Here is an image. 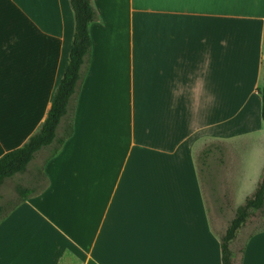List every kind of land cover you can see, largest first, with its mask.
<instances>
[{
	"label": "crops",
	"instance_id": "1",
	"mask_svg": "<svg viewBox=\"0 0 264 264\" xmlns=\"http://www.w3.org/2000/svg\"><path fill=\"white\" fill-rule=\"evenodd\" d=\"M91 4L72 137L36 155L43 187L0 220V264H221L194 152L222 143L240 185L255 151L262 175L264 0ZM73 29L68 0H0V157L43 124ZM235 239V264H264V231L238 263Z\"/></svg>",
	"mask_w": 264,
	"mask_h": 264
},
{
	"label": "trees",
	"instance_id": "2",
	"mask_svg": "<svg viewBox=\"0 0 264 264\" xmlns=\"http://www.w3.org/2000/svg\"><path fill=\"white\" fill-rule=\"evenodd\" d=\"M68 3L73 15L74 29L66 70L53 93L50 109L38 131L22 147L0 157V187L6 180L25 174L40 151L48 150V155L43 160L44 164L55 157L63 144L72 137L75 101L91 57L89 26L97 21L98 17L91 0H68ZM258 93L261 97V120L264 126V81ZM62 121H64L62 132L57 135V129ZM40 177L41 170L37 169L34 181H38ZM35 193L34 189L18 187L16 203L5 212L0 208V220ZM253 213L264 218V167L256 188L233 211L227 226L219 235L221 264H235L230 244L235 239L237 231ZM239 253L242 254L243 249Z\"/></svg>",
	"mask_w": 264,
	"mask_h": 264
},
{
	"label": "rangeland",
	"instance_id": "3",
	"mask_svg": "<svg viewBox=\"0 0 264 264\" xmlns=\"http://www.w3.org/2000/svg\"><path fill=\"white\" fill-rule=\"evenodd\" d=\"M244 140L246 145L251 144L249 138H244ZM254 145H256V142H254ZM219 147L220 149L212 152V147L204 142L196 147L194 152L199 182L205 194L209 225L217 235H220L224 231L233 215V211L244 202V197L248 196V193H252L257 179L261 175V169L257 171L256 159L253 155L255 151L247 153V176L241 181L240 185H237L235 182L238 181V174L241 169L237 168L239 165L236 163V160L232 164H229L228 153H226V147L222 143ZM44 156L46 155L44 154L37 158L25 174L6 180L0 187V208L2 212H5L11 205L16 203L18 198L16 189L18 187L31 188L34 191H39L43 187L42 184L31 183H35L34 170L40 167ZM263 231L264 218L255 213L251 214L250 218L236 235L234 248L236 263H238L239 258L242 256L239 252L243 249L246 240L252 235Z\"/></svg>",
	"mask_w": 264,
	"mask_h": 264
}]
</instances>
